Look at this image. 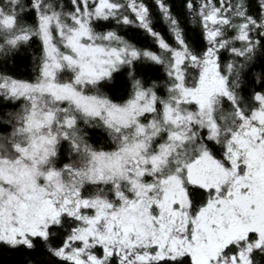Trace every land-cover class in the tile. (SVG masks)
<instances>
[{"label":"snow or ice","instance_id":"6c2138e0","mask_svg":"<svg viewBox=\"0 0 264 264\" xmlns=\"http://www.w3.org/2000/svg\"><path fill=\"white\" fill-rule=\"evenodd\" d=\"M0 264H264V0H0Z\"/></svg>","mask_w":264,"mask_h":264},{"label":"trees","instance_id":"16d2710c","mask_svg":"<svg viewBox=\"0 0 264 264\" xmlns=\"http://www.w3.org/2000/svg\"><path fill=\"white\" fill-rule=\"evenodd\" d=\"M18 75H20L21 77L27 78L32 74V70H31V66L28 63H24L22 65H20L17 69H16Z\"/></svg>","mask_w":264,"mask_h":264}]
</instances>
